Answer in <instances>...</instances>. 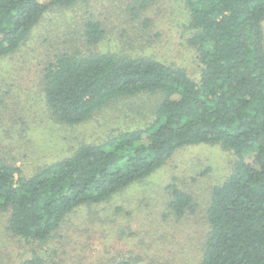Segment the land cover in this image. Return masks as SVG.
Masks as SVG:
<instances>
[{"label":"trees","instance_id":"obj_1","mask_svg":"<svg viewBox=\"0 0 264 264\" xmlns=\"http://www.w3.org/2000/svg\"><path fill=\"white\" fill-rule=\"evenodd\" d=\"M83 1L0 0V59L21 48L48 10ZM152 1L127 0L126 10L142 16ZM183 3L186 43L200 67L195 77L179 65L115 52L65 51L43 68L46 105L64 124L87 121L118 99L158 94L159 100L143 126L81 144L28 176L1 156L0 212L12 235L42 247L79 207L105 203L130 184L145 183L178 149L219 145L235 161L231 173L209 187L205 210L173 172L163 204L176 219L204 211L201 264H264V0ZM141 24L147 28L150 19ZM82 34L87 46L98 45L105 36L100 18L84 20ZM114 209L112 215L125 210ZM19 264L57 261L46 250L31 249ZM110 264L136 263L124 256Z\"/></svg>","mask_w":264,"mask_h":264},{"label":"rangeland","instance_id":"obj_2","mask_svg":"<svg viewBox=\"0 0 264 264\" xmlns=\"http://www.w3.org/2000/svg\"><path fill=\"white\" fill-rule=\"evenodd\" d=\"M126 2L85 0L67 9L52 8L16 53L0 59V158L14 161L23 176L71 155L81 144L143 126L159 100L158 94L118 99L87 121L64 124L50 115L42 89L43 68L59 53L140 55L197 76L196 52L186 43L190 33L183 0H153L142 16L129 14ZM90 16L99 17L105 28L102 41L94 46H87L82 34L83 21ZM144 17L150 19L147 28L141 24ZM234 161V153L219 145L180 148L145 183H132L105 203L79 207L42 247L12 235L0 212V264H19L31 249L46 250L57 264H110L124 256L136 264H201L208 230L205 213L198 209L194 215L174 218L163 204L165 185L169 174L176 173L205 210L209 187L231 173ZM116 206L124 212L112 215ZM95 214L106 216L96 219Z\"/></svg>","mask_w":264,"mask_h":264}]
</instances>
